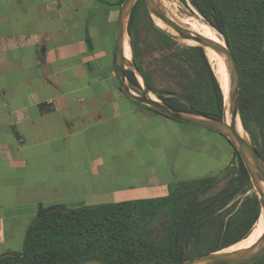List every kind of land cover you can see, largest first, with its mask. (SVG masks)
I'll list each match as a JSON object with an SVG mask.
<instances>
[{
	"label": "crops",
	"instance_id": "obj_1",
	"mask_svg": "<svg viewBox=\"0 0 264 264\" xmlns=\"http://www.w3.org/2000/svg\"><path fill=\"white\" fill-rule=\"evenodd\" d=\"M119 2L0 0V255L22 249L40 203L165 196L170 182L162 172L177 174L174 163L182 154L202 161L198 144L186 148L166 141L164 130H139V119L171 123L120 89ZM200 129L209 132L224 169L232 148L219 134ZM121 167L128 179L118 186Z\"/></svg>",
	"mask_w": 264,
	"mask_h": 264
},
{
	"label": "trees",
	"instance_id": "obj_2",
	"mask_svg": "<svg viewBox=\"0 0 264 264\" xmlns=\"http://www.w3.org/2000/svg\"><path fill=\"white\" fill-rule=\"evenodd\" d=\"M188 2L222 35L237 62L241 124L264 160V0ZM127 33L132 59L158 99L191 114L222 118L223 93L204 48L181 44L156 26L144 0H137ZM147 51L156 58L154 68L147 66ZM125 72L130 86L141 88L135 73ZM157 76L166 81L164 88L157 87ZM222 137L237 163L216 175L169 183L165 196L76 206L40 203L22 249L0 255V264H180L237 244L252 232L260 203L255 191L247 194L248 172ZM250 264H264V255Z\"/></svg>",
	"mask_w": 264,
	"mask_h": 264
},
{
	"label": "water",
	"instance_id": "obj_3",
	"mask_svg": "<svg viewBox=\"0 0 264 264\" xmlns=\"http://www.w3.org/2000/svg\"><path fill=\"white\" fill-rule=\"evenodd\" d=\"M136 2L137 0H123L119 8V16L116 25L115 71L121 91L129 98L164 116L189 125L209 129L227 138L238 152L244 167L248 172L250 181L259 198V217L262 216L264 218V160L241 124L239 115L240 74L237 62L225 40L223 39L224 43L222 44L189 29L184 22H180L170 16L161 0H145L148 13L156 26L179 42L189 41L192 43L189 45H198L204 48V50L210 49L215 51L223 58L226 66L228 74V91L226 100L222 91V118L200 116L174 108L162 100L150 95V90L144 76L140 73L133 59L129 60L125 56L126 41L131 50L129 40L127 39V25ZM126 69H131L135 73L141 87L143 88V94H138L136 91H133L126 77ZM238 124L244 130L246 136L240 134L238 131ZM263 255L264 231L255 243L246 248L235 250L223 249L204 253L189 258L180 264H250L261 258Z\"/></svg>",
	"mask_w": 264,
	"mask_h": 264
},
{
	"label": "rangeland",
	"instance_id": "obj_4",
	"mask_svg": "<svg viewBox=\"0 0 264 264\" xmlns=\"http://www.w3.org/2000/svg\"><path fill=\"white\" fill-rule=\"evenodd\" d=\"M161 1L164 5L165 9L167 10V12L170 14V16L173 17L174 19L180 21V22H185L186 19H188L190 17H197V18H200L202 20V17L189 4L188 0H186V2L188 4L183 3L181 0H161ZM144 2H145V0H144ZM145 6H146V4H145ZM146 9H147V7H146ZM147 12H148V10H147ZM185 23L187 25H189L190 27H192L194 30L198 31L194 24L189 23V21L185 22ZM143 37H144V33L141 34L140 40H142ZM127 39L129 40L128 36H127ZM180 43L181 44H188V45L192 44L189 41H183ZM125 55H126L127 59H129V60L132 59V54H131V50L129 47L127 48V52ZM215 56H216L215 62L218 65L220 72L223 74L224 71H223V68L221 67L220 59L218 58V56L216 54H215ZM145 60L147 62V66H149L151 68H154V66H156L155 65L156 58L154 56H151L148 51L145 53ZM157 75H160V74H157ZM155 82H156V85L158 88H164L166 85V81L160 76H157V78L155 77ZM132 89L134 92L136 91V93H138V94L144 93L142 87L141 88L140 87H138V88L134 87ZM150 95L158 98V95L155 94L151 90H150ZM168 121H170V123H171L169 126H166L163 124H162L163 125L162 126L159 119H155V121H153L152 118L142 119V121H140V119H139V130H143L144 128H148L149 133H153L154 131L160 132L161 130H164L165 133L169 134V137L167 136L166 141L171 143L173 140V141L177 142L178 145L184 146L186 148H191L192 143L198 144L200 146V149L196 150L195 152H197L196 154L201 153V154H198V156L200 157V159L202 161H199L197 158H194V156H190V153H188L187 155L182 154L181 158L179 157L178 159H176V163H174L173 160L171 161L174 163L175 167L173 169L176 171L177 174H168L166 172L165 173L162 172L161 175H162L164 181L170 182V183L177 182V181H186V180H191L194 178L204 177L206 175H216L222 170V168H220L221 166H219L220 165L219 162L217 161L218 159H220L222 157V155L218 156V154H219L218 148H216V146H214L213 143L208 138H206V136H208V134H209L208 131H205L204 129H200L198 127L185 125L184 123H181L178 121H172V120H168ZM121 122H123V124H124L123 128H126L127 127L126 124L129 122V120L124 119ZM206 130H208V129H206ZM242 131L244 132L243 129H242ZM214 134H216V133H214ZM169 138H170V140H169ZM161 161H166V158H161ZM233 161L235 164L237 163V158L235 156L233 157V160L231 162H233ZM197 163H200V165H196ZM186 165H188V166L190 165V166L187 168ZM112 169L113 168H110L109 170H112ZM117 171L121 172L120 180L117 182L118 186L122 185V184H127L128 176H127V172H126L125 168L122 169V167H121ZM117 176H118V172H117ZM253 191H255V189L253 188V185H252V187L250 189H248L247 194H251ZM137 196H140V195H137ZM263 223H264V219H263L261 224L257 222L254 225L251 233H253L255 230H258L262 225L264 227ZM245 239H243V240H245ZM243 240H241L237 244L241 243ZM237 244H235V245H233L227 249H232V247H235ZM85 264H98V263H85Z\"/></svg>",
	"mask_w": 264,
	"mask_h": 264
},
{
	"label": "bare ground",
	"instance_id": "obj_5",
	"mask_svg": "<svg viewBox=\"0 0 264 264\" xmlns=\"http://www.w3.org/2000/svg\"><path fill=\"white\" fill-rule=\"evenodd\" d=\"M188 21H189V23L194 24L199 32L194 30L192 27H190L189 25L186 24L189 29H191L195 32H198V33L202 34L203 36L210 38L214 41H215V38L218 37L220 39V43H222V44L224 43L222 35L219 32H217L215 29H213L209 25H207V23L204 22L203 20H201L200 18L190 17V18L186 19L185 22H188ZM127 48H128V43L126 41V43H125V54L127 52ZM205 52H206V55L208 57L209 63L211 65L212 69L214 70V74H215L218 82L220 83V86H221L222 91L224 93V98L226 100L227 99V91H228V74H227L226 66L224 64V60L219 54H217L213 50L205 49ZM215 54L220 59V64H221V67L223 68V71H224L223 74L220 72V69L218 68V65L215 62V59H216ZM227 119H228V117H227ZM238 131L240 132L241 135L246 136V134L242 131V127L239 124H238ZM263 219L264 218L261 216V217H259L257 222L261 224ZM263 231H264V227L262 225L258 230H255L253 233H251L241 243L237 244L235 247H232V249H226V250H235V249L246 248L248 246H251L253 243H255L260 238Z\"/></svg>",
	"mask_w": 264,
	"mask_h": 264
}]
</instances>
